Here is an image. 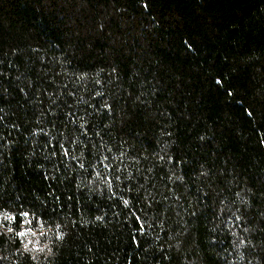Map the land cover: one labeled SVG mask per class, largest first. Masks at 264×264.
<instances>
[{"label":"trees","instance_id":"trees-1","mask_svg":"<svg viewBox=\"0 0 264 264\" xmlns=\"http://www.w3.org/2000/svg\"><path fill=\"white\" fill-rule=\"evenodd\" d=\"M0 264H264V0H0Z\"/></svg>","mask_w":264,"mask_h":264}]
</instances>
